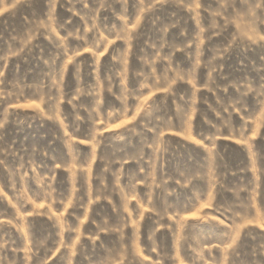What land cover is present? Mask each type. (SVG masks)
<instances>
[{
    "label": "rangeland",
    "instance_id": "rangeland-1",
    "mask_svg": "<svg viewBox=\"0 0 264 264\" xmlns=\"http://www.w3.org/2000/svg\"><path fill=\"white\" fill-rule=\"evenodd\" d=\"M0 264H264V0H0Z\"/></svg>",
    "mask_w": 264,
    "mask_h": 264
}]
</instances>
